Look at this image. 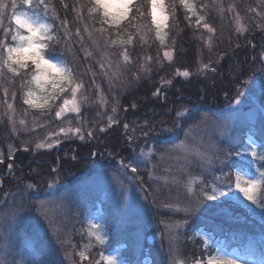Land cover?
<instances>
[{
    "label": "trees",
    "instance_id": "16d2710c",
    "mask_svg": "<svg viewBox=\"0 0 264 264\" xmlns=\"http://www.w3.org/2000/svg\"><path fill=\"white\" fill-rule=\"evenodd\" d=\"M0 2L8 5L3 27L10 29L6 39L0 31V41L7 45L0 47V211L12 208L21 217L17 230L32 249L24 264H103L102 248L85 250L91 242L86 222L100 203L112 249L124 245L123 254L132 263L149 257L151 264H168L159 244L147 239L135 258L137 245L121 235L109 202L92 182L101 174L118 175L121 164L130 165L153 205L151 193L157 189L149 183L134 139H144V152L162 155L201 121L224 118L244 90L259 85L264 101V0H193L196 16L180 0H164L166 47L156 35L151 0H134L119 26L107 23L96 0H43L41 13L54 35L47 55L73 70L76 85L84 84L80 124L59 120L58 105L34 110L24 103L34 69L30 65L14 75L5 68L15 26L12 0ZM15 3L16 14L26 10L23 0ZM166 51L173 53L172 61ZM77 130V136L66 134ZM240 133L252 134L264 147L261 120L244 125ZM45 201H56L53 216L42 209ZM231 212L232 223L191 218L177 243L183 264H196L206 255L202 241L194 237L199 229L225 239L231 248L264 254V210L258 217L239 207Z\"/></svg>",
    "mask_w": 264,
    "mask_h": 264
},
{
    "label": "rangeland",
    "instance_id": "374dc122",
    "mask_svg": "<svg viewBox=\"0 0 264 264\" xmlns=\"http://www.w3.org/2000/svg\"><path fill=\"white\" fill-rule=\"evenodd\" d=\"M133 2L134 0H96L107 23L112 26H119L128 18ZM188 4L191 9L188 10L196 16L193 0H188ZM41 5L42 3L36 6V0H33L32 5H26V10L17 14L26 15L37 30L34 36L35 49L25 54L24 67L13 65L16 71H9L5 61L4 65L14 75L27 70L30 65L34 69L33 76L40 74L39 83L31 78L26 99H30L33 104L44 106L34 107L26 103L28 107L47 110L58 105L57 111L63 108L60 117H57L59 120L69 119L74 124H80L84 107L81 89L77 88L73 96L72 89L77 85L73 77L70 81L65 73V69L69 67L62 60L52 59L47 55L48 44L54 37L53 26L41 13ZM13 23L16 38L10 47L16 48L22 43L19 38L31 33L26 28L19 27L14 17ZM154 24L156 28L159 25L158 39L160 42L162 39V45L166 47L169 15L164 0H157ZM33 52L53 66L49 67L42 62L41 67L37 69ZM166 58L172 61L173 53L169 52ZM259 88L258 85L253 89L244 90L224 118H207L201 121L162 155L152 150L144 152L147 147L143 138L133 140L135 147L141 148L137 151L140 153L138 158L147 168L149 183L157 189L151 193L155 204H151L148 190L141 184L136 171H133L130 165H119L121 170L118 175L101 174L94 178L92 188L109 202L111 213L122 226L121 235H129L137 245L134 249L136 259L141 256L144 240L147 239L150 243L159 244L158 248L162 256L168 258V264H183L177 252V243L180 236L187 233L191 218H224L231 222L235 217L231 212L232 207L243 208L253 217L262 213L264 181H261L260 173L264 172V147L252 134L240 133L244 125L256 124L259 120L264 124V101L260 99L257 91ZM64 100L69 101L66 106ZM74 107L79 111H73ZM11 120L13 126L16 125L13 114ZM19 127L18 125L14 129ZM66 134L77 136L78 131H66ZM239 163L245 164L246 167L238 168L236 165ZM238 177L242 186H247L244 181H261L252 193L259 206L248 201L236 188ZM209 196H215L216 199L209 200ZM43 204L42 209L49 216L56 213V201H45ZM14 211L12 208L4 213L0 211V264H24L32 253L31 245L27 240L24 241L17 230L21 217ZM159 214L167 217L160 218ZM86 223L91 242L86 245L85 250L102 248L105 252L101 259L103 264H151L149 257L141 261L138 259L136 263L127 261L123 254L126 248L124 245L112 249L111 234L104 221L102 203L98 204ZM194 237L202 241L206 252L196 264H217L219 261H230L231 264H264V254L255 256L242 252L239 248H231L225 239H217L204 229L197 230Z\"/></svg>",
    "mask_w": 264,
    "mask_h": 264
},
{
    "label": "snow or ice",
    "instance_id": "6c2138e0",
    "mask_svg": "<svg viewBox=\"0 0 264 264\" xmlns=\"http://www.w3.org/2000/svg\"><path fill=\"white\" fill-rule=\"evenodd\" d=\"M23 3L25 5H32L33 0H23ZM41 3H43V0H36V6H39V4H41ZM0 4H2L3 10L5 11V9L8 7V5H6L2 2H0ZM151 4H152L153 22L155 23V11L157 8V0H151ZM180 4L183 5L184 8L191 10L190 5L188 4V0H180ZM11 7L13 9V17H14L15 23L17 25H19V27H21V28H26L28 30V32L31 33V35L21 36L19 38L22 41V43L19 47L7 48V60H5V64H8V70L9 71H16L15 68L13 67V65H19L21 68H23L24 67V60L26 59L25 54L35 49L34 36H35L37 30L34 29L32 22L30 21L29 18H27L26 15H17L16 14V12H15V9H16L15 0H12ZM65 7H67V5H65ZM4 11H3V14H0V31H2L4 33V38L6 39L7 36L10 35V29L3 27ZM105 15H107V13H105ZM157 28H159V25H157ZM209 31H212V29L209 28ZM77 34H79V30H77ZM156 35H157V37H160L159 31H157ZM15 38L16 37L13 36V39H15ZM129 42H131V37L129 38ZM57 43H59V41H57ZM161 43H163L162 39H161ZM25 44L27 45L26 47H25ZM0 47H7V45L4 44L3 41H0ZM33 55L36 57L34 59V63L36 65L37 69H39L41 67L42 62H43V64L48 65L49 67L53 66V65L48 64V61L42 60V58L39 57L38 53L33 52ZM124 55H125V58L127 59V57H128V51L127 50H125ZM165 56H169V52H165ZM65 73H66L67 77L69 78V80L71 81V79L73 77V70L70 68L65 69ZM17 75H19V73H17ZM182 75L188 76V73L185 72ZM32 79H33V81L39 83L40 82V74L38 73L37 75H34L32 77ZM83 87H84L83 83H78L77 87L72 89L73 96H75L77 88H83ZM5 94L7 95V90H5ZM154 95L158 96L159 91L154 93ZM14 98H15V96L13 95V99ZM24 103L32 104V106H34V107H43L44 106V105H39V104H33V102L30 99L24 100ZM45 103H47V101H45ZM68 103H69L68 100H64L65 106ZM73 104H75V101H73ZM135 106H136L135 104L132 105V107H135ZM9 107H11V105H9ZM62 111H63V108H61L60 111H57L56 116L60 117ZM73 111L78 112L79 109L74 107ZM125 127H127V125H125ZM81 139H83V137H81ZM133 171H136V169H133ZM260 177H261V181H264V172L260 173ZM261 181H254V180L244 181L243 183L246 184L247 186H242V182H241L240 178L238 177L235 186L239 190V192L242 193L243 196L248 201H251L252 204L259 206V202L257 201L256 198H254L252 193H253V189H255L257 187V184ZM208 199L213 200V199H216V197L215 196H209ZM261 200H264V197H261ZM209 264H212V262H209ZM217 264H231V262L230 261H219V262H217Z\"/></svg>",
    "mask_w": 264,
    "mask_h": 264
},
{
    "label": "clouds",
    "instance_id": "9594fccd",
    "mask_svg": "<svg viewBox=\"0 0 264 264\" xmlns=\"http://www.w3.org/2000/svg\"><path fill=\"white\" fill-rule=\"evenodd\" d=\"M3 6H2V4H0V14H3Z\"/></svg>",
    "mask_w": 264,
    "mask_h": 264
}]
</instances>
